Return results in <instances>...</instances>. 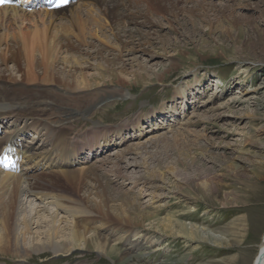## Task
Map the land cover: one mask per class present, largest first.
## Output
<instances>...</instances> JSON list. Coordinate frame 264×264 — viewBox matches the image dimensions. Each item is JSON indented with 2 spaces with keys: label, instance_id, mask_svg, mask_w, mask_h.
<instances>
[{
  "label": "rangeland",
  "instance_id": "1",
  "mask_svg": "<svg viewBox=\"0 0 264 264\" xmlns=\"http://www.w3.org/2000/svg\"><path fill=\"white\" fill-rule=\"evenodd\" d=\"M214 1L217 5L242 4L243 7L235 18L217 17L213 27H209L208 20L197 19L195 32L190 17L174 22L173 28L165 23L153 28L150 48L156 54L153 70L160 71L169 65L168 57L164 56L178 60L175 69L159 80L152 75L143 83L100 82L102 91L111 87L106 85H116L123 87L129 95L110 98L98 106L95 122L127 126L139 116L158 111L162 104L178 111L177 114H158L153 123L146 124L149 127L147 134L127 140L124 146L114 147L104 156L113 157L120 150L134 148L138 143L148 144L173 130L172 134L168 132L166 142L158 141L147 152L125 154L128 160L120 163L123 166L128 163L124 179L116 180L110 175L116 181L106 182L104 176L110 174L109 169L99 178L102 184L97 186L99 193L104 187L107 195L113 193L117 198L110 202L92 195L93 201L101 202L103 213L95 220L92 218L83 223L82 227L89 235L107 238L114 252L109 257H99L90 247L74 252L77 255L70 261V257H55L51 253L35 255L27 252L25 261L13 254H0V264L253 263L264 236V112L251 103L232 107L230 104L251 93L264 78V13L259 16L250 0ZM261 1V8H264V0ZM107 36H110L113 48L109 45L103 49L116 54L118 44L109 32ZM92 42L100 45L99 41L92 39ZM16 46L13 43V47ZM84 58L89 64L81 65L85 69H72L75 76L78 77L81 71L97 75L98 68H103L100 60ZM14 59L15 63L9 64L10 71L5 73L7 77L15 65L23 71V55L17 51ZM58 68L68 71L62 61ZM112 69L119 73L117 66ZM126 69L127 73L137 70L133 65ZM178 87H184L189 95V106L179 97L177 103L171 102ZM255 97L261 98L260 95ZM248 98L249 95L243 99ZM211 115L220 118L210 120ZM79 119L76 131L92 128L93 122ZM159 119L165 120V126L154 125ZM182 123H188L182 126L189 132L177 131ZM1 126L9 130L11 123L5 122ZM44 134L36 135L34 140L40 141ZM27 138L32 140L31 135ZM62 183L76 198L81 196L79 186H69L64 180ZM143 183L152 188L145 190ZM119 197H125V200ZM138 211H141V217L136 215ZM165 219L181 226L193 225L201 232L193 238L188 231L163 226ZM125 220L130 222L131 228L135 227L127 236L120 232L126 227ZM140 234L145 237L140 238ZM153 239L159 242L152 245ZM29 243L30 239L25 241L27 246Z\"/></svg>",
  "mask_w": 264,
  "mask_h": 264
},
{
  "label": "bare ground",
  "instance_id": "2",
  "mask_svg": "<svg viewBox=\"0 0 264 264\" xmlns=\"http://www.w3.org/2000/svg\"><path fill=\"white\" fill-rule=\"evenodd\" d=\"M73 1L67 7L54 11L45 8L29 11L15 6L0 8V161L6 153H12L17 159L15 170L0 169L1 255L13 254L23 259L27 252L35 255L51 253L55 257H70V261L77 255L74 252L90 247L99 257H109L114 252L107 238L93 233L89 235L82 227L83 223L92 218L95 220L103 213L101 202L93 201L92 195L110 202L117 198L113 193L107 195L104 187L99 193L97 186H102L99 178L109 169L110 174L104 176L106 182L124 179L128 163L124 166L120 163L128 160L125 154L147 152L158 141L166 142L169 131L148 144L138 143L134 148L120 150L113 157L104 156L114 147L124 146L127 140L147 134L149 127L146 124L153 123L158 114H177L178 111L162 104L158 111L139 116L127 126L95 122L98 106L110 98L129 95L123 87L116 85H106L111 87L102 91L100 82L137 84L151 79L152 75L159 80L179 63L176 58L164 56L168 57L169 65L160 71L153 70L156 54L150 48L156 25L165 23L173 28L174 22L190 17L191 28L195 32L197 19L201 22L208 20L209 27H213V20L219 19L217 17L235 18L243 7L242 4L217 5L214 0ZM250 1L256 13L262 15L263 1ZM233 23L238 25L237 21ZM106 31L118 44L114 49L116 54L103 49L112 43ZM92 39L99 41L102 47ZM13 43L17 46L13 47ZM17 51L24 58L23 71L15 65L7 77L5 73L10 71L9 64L15 63ZM84 56L102 62L103 68H98L97 75L81 71L78 77L75 76L72 69H85L81 65L89 64ZM61 61L68 71H60L58 63ZM132 65L137 70L127 73V66ZM114 66L119 68V73L112 69ZM251 90L244 95L250 98L236 99L230 106L251 103L258 111L264 112V78ZM256 95L261 98H256ZM178 97L189 106V95L184 87L175 89L171 102L177 103ZM218 117L211 115L208 119ZM79 118L93 122L92 128L76 131ZM159 120L154 125L161 123L165 126V120ZM5 122L11 123L9 130L1 126ZM184 124L177 131L189 132L182 126ZM157 128L161 126L152 130ZM42 132H45L44 138L35 141L36 135ZM30 135L32 140L27 138ZM63 180L69 186H79L81 196L76 198L74 192L61 185ZM142 188L152 187L143 183ZM138 194L136 197L139 199L141 196ZM136 215L141 217V211ZM165 221L163 226L188 231L193 238L201 232L193 225L181 226L171 219ZM124 222L126 227L120 232L127 236L135 227L131 228L127 220ZM139 237L145 235L140 234ZM28 239L30 243L27 246L25 241ZM158 242L153 239L151 244ZM252 264H264V236Z\"/></svg>",
  "mask_w": 264,
  "mask_h": 264
},
{
  "label": "snow or ice",
  "instance_id": "3",
  "mask_svg": "<svg viewBox=\"0 0 264 264\" xmlns=\"http://www.w3.org/2000/svg\"><path fill=\"white\" fill-rule=\"evenodd\" d=\"M61 3L63 4V3H67V0H61ZM57 6H59V5H57Z\"/></svg>",
  "mask_w": 264,
  "mask_h": 264
}]
</instances>
